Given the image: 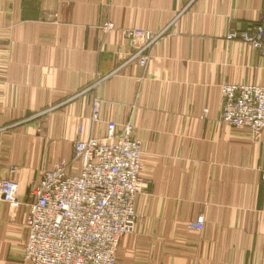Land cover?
I'll list each match as a JSON object with an SVG mask.
<instances>
[{
	"label": "crops",
	"instance_id": "obj_1",
	"mask_svg": "<svg viewBox=\"0 0 264 264\" xmlns=\"http://www.w3.org/2000/svg\"><path fill=\"white\" fill-rule=\"evenodd\" d=\"M254 23L264 0H0V180L22 202L0 199V264H31L33 181L127 123L150 185L116 264H264V129L221 120L222 84L264 86V46L227 38Z\"/></svg>",
	"mask_w": 264,
	"mask_h": 264
},
{
	"label": "built area",
	"instance_id": "obj_2",
	"mask_svg": "<svg viewBox=\"0 0 264 264\" xmlns=\"http://www.w3.org/2000/svg\"><path fill=\"white\" fill-rule=\"evenodd\" d=\"M110 21L103 28L110 30ZM129 36L142 35L149 46L158 36L136 29ZM257 49L264 46V26L249 25L227 35ZM146 46L131 54L128 61L146 65ZM221 120L258 134L264 129V86L225 83L221 86ZM100 102L93 103V120L100 119ZM130 123L120 130L110 126L104 136H90L73 143L70 160L45 168L33 181L26 222L24 260L32 264H115L121 238L134 231L138 214L136 197L150 185L141 173L142 144L132 137ZM18 183L0 180V199L15 209ZM202 230L204 216L190 224Z\"/></svg>",
	"mask_w": 264,
	"mask_h": 264
},
{
	"label": "bare ground",
	"instance_id": "obj_3",
	"mask_svg": "<svg viewBox=\"0 0 264 264\" xmlns=\"http://www.w3.org/2000/svg\"><path fill=\"white\" fill-rule=\"evenodd\" d=\"M223 123H224V122H223ZM227 125H228V124H227ZM132 137H133V136H132ZM63 160H66V159H63ZM4 202H5V201H4ZM6 203H7V202H6ZM8 204H9V203H8ZM10 206H11V205H10ZM20 206H21V205H20ZM20 206H19V207H20ZM11 207H12V206H11ZM19 207H18V208H19ZM12 208H13L14 210L18 209V208L15 209L14 207H12ZM28 215H29V214H28ZM27 218H28V217H27ZM26 222H27V221H26ZM130 234H131V233H130ZM127 235H128V234H127ZM125 236H126V235H125ZM123 237H124V236H123ZM123 237H122V238H123ZM122 238H121V239H122ZM25 242H26V241H25Z\"/></svg>",
	"mask_w": 264,
	"mask_h": 264
},
{
	"label": "rangeland",
	"instance_id": "obj_4",
	"mask_svg": "<svg viewBox=\"0 0 264 264\" xmlns=\"http://www.w3.org/2000/svg\"><path fill=\"white\" fill-rule=\"evenodd\" d=\"M132 132H133V131H132ZM59 162H60V161H59ZM57 163H58V162H57ZM57 163H56V164H57ZM24 246H25V244H24ZM31 264H32V263H31ZM115 264H116V263H115Z\"/></svg>",
	"mask_w": 264,
	"mask_h": 264
}]
</instances>
